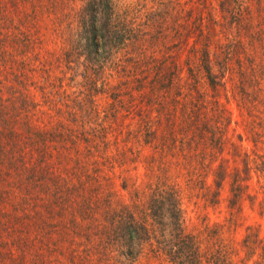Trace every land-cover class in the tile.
<instances>
[{"label":"trees","instance_id":"trees-1","mask_svg":"<svg viewBox=\"0 0 264 264\" xmlns=\"http://www.w3.org/2000/svg\"><path fill=\"white\" fill-rule=\"evenodd\" d=\"M69 16L86 81L116 82L111 109L121 105L109 125L105 111L84 132L74 122L75 154L83 141L87 163L135 160L162 175L156 184L125 180L133 203L107 233L91 228L102 264L119 254L138 264H264V237L243 220L246 204L264 212V0H86ZM172 168L206 207L225 208L224 223L187 231Z\"/></svg>","mask_w":264,"mask_h":264},{"label":"rangeland","instance_id":"rangeland-1","mask_svg":"<svg viewBox=\"0 0 264 264\" xmlns=\"http://www.w3.org/2000/svg\"><path fill=\"white\" fill-rule=\"evenodd\" d=\"M85 1L0 0V264H102L104 243L93 240L91 228L107 233L118 210L133 203L124 181L162 180L135 160L87 163L85 143L76 145L82 154H75L67 139L74 122L84 132L94 111H105L109 125L121 106L112 110L108 94L117 83L91 86L73 49L78 26L69 14ZM65 53L72 54V66ZM71 110L77 120L70 119ZM171 175L176 179L168 183L180 196L188 232L197 235L206 225L224 223V207H206L178 171L172 168ZM243 220L264 237L259 207L246 204ZM134 260L119 254L115 264H138Z\"/></svg>","mask_w":264,"mask_h":264}]
</instances>
